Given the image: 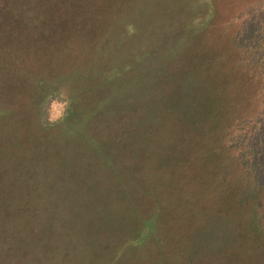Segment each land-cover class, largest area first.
Instances as JSON below:
<instances>
[{"label": "trees", "instance_id": "16d2710c", "mask_svg": "<svg viewBox=\"0 0 264 264\" xmlns=\"http://www.w3.org/2000/svg\"><path fill=\"white\" fill-rule=\"evenodd\" d=\"M168 1L0 0V29L46 45L45 62L57 81L39 82L52 91L40 108L43 122L49 99L66 107L59 136H34L36 178L0 181V264H69L67 252L78 256L80 245L86 259L80 251L79 258L88 264H117L127 249L141 264H223L243 223L247 237L264 238V82L252 110H237L240 78L264 81V18H247L220 40L208 37L205 81L189 74L180 85L184 116L193 111L182 118L220 133V144L161 130L152 136L145 131L155 125L148 112L122 115V106L108 98L76 109L85 87L70 104L56 90L62 63L75 67L67 82L101 79L108 93L123 82L134 85L139 73L121 79L128 62L139 61L160 35L180 25L198 29L194 22L201 19L200 27L208 29L202 12L211 14V0ZM234 39L244 41L251 56L241 57L245 68L228 48ZM17 112L0 108V136L18 126ZM4 168L0 164V178L17 173ZM17 187L24 195L14 193Z\"/></svg>", "mask_w": 264, "mask_h": 264}, {"label": "rangeland", "instance_id": "374dc122", "mask_svg": "<svg viewBox=\"0 0 264 264\" xmlns=\"http://www.w3.org/2000/svg\"><path fill=\"white\" fill-rule=\"evenodd\" d=\"M168 2H176L175 6L178 4V0ZM210 2L212 6L211 14L209 15L210 11L207 10L202 12L208 20V29L207 27H200L199 24L202 23L203 19L196 21L197 23L194 22L198 29L184 31L181 25L179 27L174 26L167 30L166 34L160 35L154 45L152 44L150 48H146L144 56L139 61L128 62L131 65L121 76V79L127 80L132 73H139L140 78L134 85L123 82V86L117 88L116 85L114 88L111 86V94L107 92L109 88L103 89L105 82H102L101 79L67 82L69 72L75 67L70 66L71 70H68V67L64 69L62 63L61 67H57V69H60V75H58L60 80L56 85V90L63 93L61 97L66 98L67 104H70L71 99L75 100L79 97L77 88L85 87L87 91L82 94L81 99H78V103L75 102L76 109H83L96 103L101 104L103 100L108 98L109 101L122 106V110H120L122 115L125 110H128L131 116L139 118L140 116L145 117V113L148 112L149 119L153 121L151 123L155 125L152 127L154 129L148 128L149 130L145 129V131H149L152 136L157 135L161 130L183 140L205 138L215 145L220 144V133H211L206 128L197 129L182 118L192 117L193 111L191 110L189 116H184L181 110L182 102L180 103L179 100L180 85L187 80L189 74H193L198 78V81H205L204 71L208 68L207 56L211 52L209 46L206 45L208 37L210 40L213 34H216L217 40H220L223 35L228 34L231 28L233 29L235 24L242 25L250 17L255 20L264 18V0H211ZM183 3L184 7L189 6L186 1H183ZM248 31L250 32V29ZM249 35H246L245 38ZM260 37L257 36V41ZM225 41H227L226 38L223 39L222 43ZM56 42V38L50 40V44ZM259 45H264V39ZM5 47L10 49L9 53H4ZM228 48L240 60H242L241 57L247 59L251 57L247 53L249 51L245 49L242 40L240 42H236V39L232 40ZM259 49L258 43H256L254 50L258 52ZM46 50V45H41L35 42L34 39L22 38L20 35L14 36L13 33L0 29V108H16L18 110L16 117L18 126L10 128V133L4 130L0 136V164L5 167L3 172L9 169L11 171L17 170V173L13 171L10 174L1 176L0 181L11 182L17 180L21 183L25 181L24 179L36 178V174L32 172L33 166L31 164V161L37 162L36 157L33 159L34 136H59L58 130L65 125L66 107L63 102L57 99H49L48 106L45 109V117L49 123L57 125L46 129L43 126L47 121L43 122L40 108L44 103V99L46 100L52 91L49 90L50 84L40 85L39 82L43 80V77L48 80L53 78V71L52 68L50 69L49 62H45L47 60L45 57L48 54ZM255 51L253 52L256 54ZM244 64L247 63L243 61V68L246 66ZM262 82L264 81L256 82L246 77L240 78L237 107L239 114H245L252 110L254 99ZM93 86L96 87L91 88ZM4 87L7 88L4 89ZM104 113L106 112L103 111L102 114L104 115ZM96 117L97 115H95ZM99 118H101V113ZM91 125L95 129V125L92 123ZM4 132L10 135H6ZM110 135L114 136V130H111ZM25 183L27 182L25 181ZM14 193L18 197L24 195L21 194L23 190L19 187L15 188ZM24 206L19 207L24 208ZM43 208L46 207L43 206ZM47 208L52 209V206ZM147 211L149 213L154 212V210ZM244 225L245 223L240 227L237 234L238 244L220 258L223 264H264V238L250 239L245 234ZM67 238L68 236H64L65 241L68 240ZM59 240L61 241V238ZM76 251L78 256L73 254L71 250L67 252L68 263L70 264L78 259L81 264H88L87 260L79 258L81 257L79 251L82 252L81 245L79 250ZM82 254L86 259L83 252ZM117 264H141V262L137 253L130 252L127 249L123 252Z\"/></svg>", "mask_w": 264, "mask_h": 264}]
</instances>
